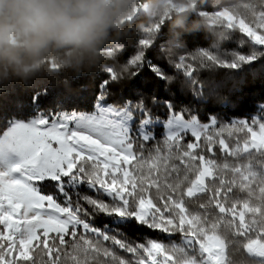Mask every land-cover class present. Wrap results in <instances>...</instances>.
<instances>
[{
  "label": "snow or ice",
  "instance_id": "6c2138e0",
  "mask_svg": "<svg viewBox=\"0 0 264 264\" xmlns=\"http://www.w3.org/2000/svg\"><path fill=\"white\" fill-rule=\"evenodd\" d=\"M144 5L128 23L144 14ZM199 15L224 42L237 32L247 38L251 51L227 58L214 45L215 51L179 56L175 67L189 83H198L189 59L238 70L264 57V0ZM164 22L162 16L141 27L138 50L119 69L105 66L108 79L92 110L43 112L46 97L37 91L35 115L9 120L0 156L11 150L20 159L0 165V264H264V105L250 120L218 125L171 101H164L163 120L143 101L105 103L112 83L144 66ZM123 51L118 43L103 55L117 60ZM148 67L170 80L158 65ZM101 215L117 226L136 223L163 233L168 242L129 241L107 225L96 227Z\"/></svg>",
  "mask_w": 264,
  "mask_h": 264
},
{
  "label": "trees",
  "instance_id": "16d2710c",
  "mask_svg": "<svg viewBox=\"0 0 264 264\" xmlns=\"http://www.w3.org/2000/svg\"><path fill=\"white\" fill-rule=\"evenodd\" d=\"M148 0H137V5L147 3ZM249 0H197L196 13L201 11L213 12L226 4H243ZM144 14H138L128 34L120 41L125 45V51L117 60L103 57L98 71L90 76L71 81L70 89L66 87L51 88L46 84H38L29 89L17 88L3 96H0V134L8 126L13 117L28 119L35 115L31 108V97L37 91H43L45 99L41 104V111L52 112L71 110L75 108L81 111H90L100 93L101 84L108 79L104 72L107 65H115L118 69L128 61L138 50V40L144 38L141 32V24ZM168 22L164 24L156 34L154 46L145 50V64L140 69H130L124 73L117 83H112L108 88V97L105 103L122 107L129 101L133 104L143 101L154 116L162 120L166 118L168 110L164 107V101H171L177 110L186 108L189 113L196 115L202 123L208 122L214 117L219 124H227L232 120H248L253 114H260V107L264 105V57L244 65L241 69L233 70L219 66L200 67L198 61L189 59L187 62L193 65L194 78L197 84L193 85L185 78L183 71L178 70L175 64L181 55L190 57L199 49H212L205 32H196L184 35L179 40L174 39L169 33ZM147 23H143L146 26ZM259 48V46H256ZM233 51L248 54L251 51L250 42L242 38L238 32L233 39L220 44L219 53L230 58ZM148 62L158 65L169 79H160L148 67ZM131 72L138 74L132 75ZM153 98L157 103H153ZM58 100L64 102L61 108ZM158 139H162L163 128L155 129ZM219 156V154H218ZM82 192L92 195L86 188ZM94 225L103 229L106 225L120 232L127 240L132 242H144L148 239H156L168 242V237L160 232L149 230L147 227L136 223L120 224L117 226L112 219L99 216L93 221ZM179 241V236L173 237ZM127 255V254H124ZM236 259L240 255L236 254Z\"/></svg>",
  "mask_w": 264,
  "mask_h": 264
},
{
  "label": "clouds",
  "instance_id": "9594fccd",
  "mask_svg": "<svg viewBox=\"0 0 264 264\" xmlns=\"http://www.w3.org/2000/svg\"><path fill=\"white\" fill-rule=\"evenodd\" d=\"M136 7L137 0H0V96L38 84L70 89L92 75L105 49L128 34ZM196 8L197 0H148L143 23L164 16L176 40L203 31L211 46L222 44Z\"/></svg>",
  "mask_w": 264,
  "mask_h": 264
},
{
  "label": "rangeland",
  "instance_id": "374dc122",
  "mask_svg": "<svg viewBox=\"0 0 264 264\" xmlns=\"http://www.w3.org/2000/svg\"><path fill=\"white\" fill-rule=\"evenodd\" d=\"M143 4H146V3H143ZM216 10H219V9H216ZM257 115H259V114H253L252 116H250V118L248 120H250L253 116H257ZM242 120H244V119H242ZM232 121H235V120H232ZM209 122H210V119L208 120V122H205V123H209ZM6 128H5V130H6ZM19 159H20V157L16 153L12 152L11 150H7L5 155L0 156V165L14 164V163L19 162ZM48 190H50V189H48Z\"/></svg>",
  "mask_w": 264,
  "mask_h": 264
}]
</instances>
